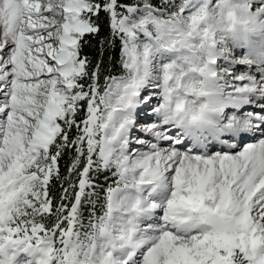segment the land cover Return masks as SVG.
Listing matches in <instances>:
<instances>
[{
    "label": "snow or ice",
    "instance_id": "1",
    "mask_svg": "<svg viewBox=\"0 0 264 264\" xmlns=\"http://www.w3.org/2000/svg\"><path fill=\"white\" fill-rule=\"evenodd\" d=\"M0 264H264V0H0Z\"/></svg>",
    "mask_w": 264,
    "mask_h": 264
},
{
    "label": "trees",
    "instance_id": "2",
    "mask_svg": "<svg viewBox=\"0 0 264 264\" xmlns=\"http://www.w3.org/2000/svg\"><path fill=\"white\" fill-rule=\"evenodd\" d=\"M89 55L93 54L94 53V49H91V48H88L85 50ZM117 54H118V51H117Z\"/></svg>",
    "mask_w": 264,
    "mask_h": 264
}]
</instances>
